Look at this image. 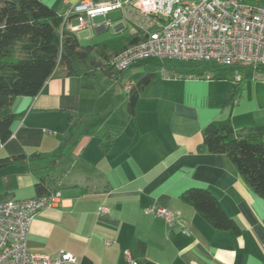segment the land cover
Here are the masks:
<instances>
[{"label": "crops", "instance_id": "obj_1", "mask_svg": "<svg viewBox=\"0 0 264 264\" xmlns=\"http://www.w3.org/2000/svg\"><path fill=\"white\" fill-rule=\"evenodd\" d=\"M41 1L64 15L79 0ZM128 18L114 10L111 26L76 35L82 43L96 44L134 33ZM107 32L110 37L99 41ZM152 59L161 63L157 69L140 70L125 84L157 75L141 93L134 117L125 87L121 92L117 85L126 71L117 80L102 78L97 86L59 67L38 96L17 98L11 109L23 117L0 146V158L50 157L1 168L0 200H28L37 197L41 178L56 182L62 199L36 216L28 247L54 258L72 253L74 264H134L135 239L146 242V258L159 264H264V199L244 184L226 156L210 154L203 142L211 122L231 120L237 131L243 124L264 125V112L246 118L227 97L209 109L195 100L193 88L212 82L170 75L176 61ZM192 187L210 190L240 233L216 230L182 203L181 193ZM148 209L169 210L175 221L168 224Z\"/></svg>", "mask_w": 264, "mask_h": 264}, {"label": "trees", "instance_id": "obj_2", "mask_svg": "<svg viewBox=\"0 0 264 264\" xmlns=\"http://www.w3.org/2000/svg\"><path fill=\"white\" fill-rule=\"evenodd\" d=\"M147 35L139 30L96 44L82 45L69 31L64 17L41 0H0V146L13 134L15 121L22 113L12 112L19 97L34 98L40 94L54 71L63 67L69 76H83L97 86L102 78L119 79L124 71L112 65L114 58L126 49L144 42ZM170 66V75L204 80H234L236 69L204 63H181ZM211 75V78H206ZM157 75L149 73L131 83L127 91L128 112L134 117L141 93ZM235 81V80H234ZM235 81L227 101H235L239 84ZM204 146L210 154L226 156L244 184L264 199V125L244 126L237 131L231 120L211 122L203 132ZM50 155L33 153L0 158V169ZM58 157V156H54ZM38 196L60 191L56 182L41 178L35 184ZM182 203L191 206L219 231L240 233V227L225 211L218 198L208 189L192 187L180 195ZM147 244L135 239L130 253L134 264H159L146 258Z\"/></svg>", "mask_w": 264, "mask_h": 264}, {"label": "built area", "instance_id": "obj_3", "mask_svg": "<svg viewBox=\"0 0 264 264\" xmlns=\"http://www.w3.org/2000/svg\"><path fill=\"white\" fill-rule=\"evenodd\" d=\"M122 10L135 28L147 35L144 42L132 46L112 61L118 71L148 59L215 66H250L264 70V0H108L96 4L79 0L63 15L72 33L106 29L109 13ZM134 14H133V12ZM104 21L98 23L97 18ZM71 20H75L72 24ZM207 75L206 78H211ZM232 78L242 81L241 70ZM131 83L125 86L129 91ZM61 191L28 200H0V264H74L72 253L57 257L32 253L28 235L36 216L56 207ZM100 212H107L101 207ZM149 214L174 223L166 209H148Z\"/></svg>", "mask_w": 264, "mask_h": 264}, {"label": "rangeland", "instance_id": "obj_4", "mask_svg": "<svg viewBox=\"0 0 264 264\" xmlns=\"http://www.w3.org/2000/svg\"><path fill=\"white\" fill-rule=\"evenodd\" d=\"M100 21L101 19H97ZM130 25L132 29L133 25ZM99 41L109 38V32L103 33ZM112 37V36H111ZM98 41V42H99ZM97 42V41H96ZM93 42V43H96ZM82 45H87L89 43H82ZM168 64L174 63L173 60H168ZM161 63L158 60L150 59L146 62H142L139 66L127 70L124 74V78L121 82L117 83L119 86V91H123L122 87H125L126 82L131 78H135L140 70H155L157 65ZM243 80L239 84V93L236 96L235 101L231 102V107L235 108L237 106L238 113H242L244 117L250 118V115H255L256 113L264 112V70L256 71L250 66H246L244 71H241ZM212 82L211 85H196L193 88L194 98L198 103L203 106L214 109L225 104L226 97L228 93L232 91L234 80H203ZM125 93V92H124ZM125 95V94H124ZM120 96V95H119ZM126 97V95H125ZM222 100V101H221ZM253 126V123L243 124L241 126Z\"/></svg>", "mask_w": 264, "mask_h": 264}]
</instances>
